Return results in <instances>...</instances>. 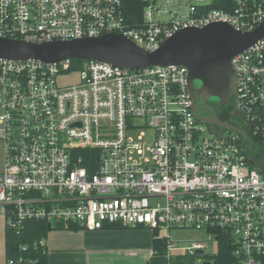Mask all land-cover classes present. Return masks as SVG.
<instances>
[{
  "label": "built area",
  "instance_id": "2783aa9c",
  "mask_svg": "<svg viewBox=\"0 0 264 264\" xmlns=\"http://www.w3.org/2000/svg\"><path fill=\"white\" fill-rule=\"evenodd\" d=\"M142 1L141 21L131 24L124 0H0V37L40 43L121 33L152 51L182 29L224 22L250 31L264 20V0H233L231 8L224 0L227 10L211 7L217 0ZM73 60L0 57L6 229L18 233L28 220L91 231L143 227L167 232L159 238L167 260L185 251L205 264L202 256L215 254L205 252L207 241L229 239L233 264H264V37L231 59L235 111L226 123L247 138L215 124L208 131L183 65L82 60L79 81L58 86ZM170 230L201 236L178 247ZM33 246L46 249V238Z\"/></svg>",
  "mask_w": 264,
  "mask_h": 264
},
{
  "label": "water",
  "instance_id": "95a60500",
  "mask_svg": "<svg viewBox=\"0 0 264 264\" xmlns=\"http://www.w3.org/2000/svg\"><path fill=\"white\" fill-rule=\"evenodd\" d=\"M262 37L264 20L250 31H239L224 22L182 29L152 51L139 47L121 33L40 43L0 37V57L43 62L97 60L129 69L183 65L188 70V92L195 109L198 100L204 107L208 102L224 106L232 101L236 81L231 59ZM197 118L206 124L209 132L215 124L247 138L244 131L215 117L197 115ZM196 253L201 254L202 250Z\"/></svg>",
  "mask_w": 264,
  "mask_h": 264
},
{
  "label": "crops",
  "instance_id": "0c3cea01",
  "mask_svg": "<svg viewBox=\"0 0 264 264\" xmlns=\"http://www.w3.org/2000/svg\"><path fill=\"white\" fill-rule=\"evenodd\" d=\"M73 227L48 232V264H144L137 252L148 251L152 256L154 233L150 229L113 226L91 231ZM6 230L0 207V264L6 263Z\"/></svg>",
  "mask_w": 264,
  "mask_h": 264
},
{
  "label": "trees",
  "instance_id": "16d2710c",
  "mask_svg": "<svg viewBox=\"0 0 264 264\" xmlns=\"http://www.w3.org/2000/svg\"><path fill=\"white\" fill-rule=\"evenodd\" d=\"M224 0H217L211 4V7L217 9L227 10L229 8L223 2ZM231 8V2L233 0H226ZM230 1V3H229ZM226 3V4H227ZM145 3L142 0H124V10L125 15L127 16L128 22L131 24H137L141 21L142 11ZM82 60L74 59L72 63V69H79L81 66ZM232 107H231V106ZM229 106H223L220 108V118L227 121L233 117L231 111L233 109L232 102ZM255 139H253V142ZM260 146V150H264V145ZM63 226L52 227L49 222L42 220H28L25 222L23 228L16 233L15 231L6 230V259L16 258L23 256L31 260V264H48L47 249L41 247H34L33 242L46 238L48 232L52 229H63ZM74 229V227H70ZM156 232V231H155ZM222 242V243H221ZM219 251L216 254L203 255V259L206 261L205 264H233L234 257L232 255L233 245L229 242V239L226 241L221 240ZM21 245H26L25 250L21 249ZM157 249V250H156ZM153 250L157 252V255H165L166 246L163 239L155 238L153 240ZM159 251V252H158ZM188 254H175L167 260V264H197L196 259L201 255H190ZM207 257V258H206ZM210 257V258H209ZM209 262V263H207Z\"/></svg>",
  "mask_w": 264,
  "mask_h": 264
},
{
  "label": "rangeland",
  "instance_id": "374dc122",
  "mask_svg": "<svg viewBox=\"0 0 264 264\" xmlns=\"http://www.w3.org/2000/svg\"><path fill=\"white\" fill-rule=\"evenodd\" d=\"M56 82L58 86H69V85H74L79 81V71L72 69L68 72H61L56 76ZM2 167V146L0 143V170ZM69 227H73V226H69ZM68 227V228H69ZM66 228V227H65ZM157 234L154 236H157V238H161L163 235H165L167 232L165 231H156ZM170 234L173 237V240L175 241V244L178 247H186L188 245H190L191 239H200L201 234L199 233H195V232H184V231H175V230H170ZM180 234H183L184 237L188 238L186 240H175L177 239V236H179ZM218 243L215 240H210L207 241V248L205 249L206 253H218L219 251V247H218ZM178 253H184L185 251H176ZM177 253V254H178ZM176 253L173 251L171 252V256L173 257ZM138 255V260L144 261V264L147 263L146 260H148L149 264H167V259L165 257V255L161 256V255H154V256H150V254H148V251H138L137 252ZM150 260V262H149ZM196 263H198V259H196Z\"/></svg>",
  "mask_w": 264,
  "mask_h": 264
},
{
  "label": "flooded vegetation",
  "instance_id": "af4514ba",
  "mask_svg": "<svg viewBox=\"0 0 264 264\" xmlns=\"http://www.w3.org/2000/svg\"><path fill=\"white\" fill-rule=\"evenodd\" d=\"M231 103V102H230ZM228 103V104H230ZM228 104H226L225 106H229ZM223 106H220L219 104H216L215 102H208V106L204 107L202 105L201 100H198L196 102L195 105V109H196V113L197 115L203 117V118H217L218 120L222 121V122H226L225 120L220 118V108ZM231 114H233V109L231 111ZM219 116V117H218ZM232 120V118L230 119Z\"/></svg>",
  "mask_w": 264,
  "mask_h": 264
},
{
  "label": "bare ground",
  "instance_id": "6f19581e",
  "mask_svg": "<svg viewBox=\"0 0 264 264\" xmlns=\"http://www.w3.org/2000/svg\"><path fill=\"white\" fill-rule=\"evenodd\" d=\"M217 104V103H216ZM228 105H230V104H228ZM225 106V105H224ZM231 106V105H230ZM232 107V106H231ZM219 117V116H218ZM76 227V226H75ZM113 227V226H112ZM78 228V227H77ZM120 228H122V227H120ZM127 228V227H126ZM134 228V227H133ZM66 229V228H65ZM155 239V238H154ZM224 240V239H223ZM222 243V242H221ZM220 244V243H219ZM221 245V244H220ZM220 245L218 246V247H220ZM152 248H153V246H152ZM157 250V249H156ZM159 252V251H158ZM187 256H190V255H187ZM9 257V256H8ZM7 257V258H8ZM207 258V257H206ZM210 258V257H209ZM6 261V260H5Z\"/></svg>",
  "mask_w": 264,
  "mask_h": 264
}]
</instances>
